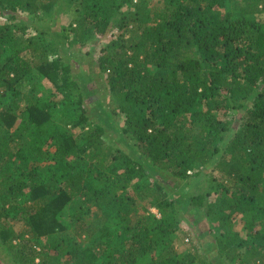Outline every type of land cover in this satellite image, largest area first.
<instances>
[{
	"label": "trees",
	"instance_id": "obj_1",
	"mask_svg": "<svg viewBox=\"0 0 264 264\" xmlns=\"http://www.w3.org/2000/svg\"><path fill=\"white\" fill-rule=\"evenodd\" d=\"M9 1L22 19L19 0H0V18ZM49 1L38 0L45 12ZM108 1L70 0L69 26L98 46L97 79L120 119L111 137L86 83L43 41L60 35L28 18L42 35L24 43L0 23L5 263L264 264V0H145L133 15L132 0ZM32 80L54 94L24 95ZM56 112L68 129L52 128ZM201 176L208 189L186 192ZM187 219L200 247L180 255L171 238Z\"/></svg>",
	"mask_w": 264,
	"mask_h": 264
},
{
	"label": "rangeland",
	"instance_id": "obj_2",
	"mask_svg": "<svg viewBox=\"0 0 264 264\" xmlns=\"http://www.w3.org/2000/svg\"><path fill=\"white\" fill-rule=\"evenodd\" d=\"M120 0H109L108 5L116 6ZM56 2L51 3L50 1L46 4V12L43 10V7H40L38 0H19L16 5V14L22 19L16 18L11 20L10 18V9L7 7L10 5L9 2H5L6 5V16L0 18L1 24H6L10 26L16 37L25 43L28 39H33L35 37L41 36V32H36L35 29L30 26L24 25L23 21L25 19L36 20L37 24L40 20L44 21V24L49 26L50 30L55 31L60 35V37L45 38L43 41L53 40L54 46L58 55L65 61L71 62L73 73L78 78L79 82H85V86L92 95L87 99V105L91 106L94 109L96 115H99L100 123L107 126V133L111 137V131L115 127H119L120 119L112 111L113 104L111 103V95L107 93L98 81V71L96 68V57H97V47L88 43H79L74 32L70 28V23L74 19V4L70 0H64L59 6H56ZM145 0H132L128 7L123 11H129L130 14H135L139 12V9L144 5ZM112 17L118 23L119 18L122 13L120 11H115L114 8L111 11ZM264 20V15L262 16ZM99 38V36H97ZM36 41V39H35ZM25 46V44H21ZM34 45V44H33ZM34 49V48H33ZM32 49V50H33ZM54 58L52 55L49 56V59ZM84 84V83H82ZM34 86L31 88V86ZM19 88L24 95L33 96L40 100H47L51 95L54 94V87L49 84L46 80H32L29 84L23 82L19 84ZM95 91V94H94ZM23 96V95H22ZM53 99V98H52ZM56 99H60L59 96H56ZM20 104H24V100L21 98ZM69 115L63 116L60 112H56L52 118V128L57 129L58 131L68 129L69 124H66V118ZM237 114L234 116L231 114L227 117L230 120V128L238 127V118ZM2 129V127H0ZM51 131V130H50ZM75 133L79 132V129L74 131ZM31 136L30 134L23 135V139L27 140ZM53 150V148H50ZM51 161L46 163L48 165ZM47 168L45 165L42 167V172L47 174ZM193 179V178H192ZM191 179V180H192ZM210 181L205 177L201 176L197 180L185 184V191L189 194H197L203 189H208ZM217 196L216 193H213L211 198ZM153 213H156L155 209H151ZM192 219V217H190ZM243 219L238 218L235 221L234 229L236 231H242ZM241 234H243L241 232ZM198 237H201L200 227L195 226L190 219H187L182 224V229L176 231L175 234H172V242L180 255H186L188 253L192 254V249L194 247H200L198 243ZM195 245V246H194ZM7 257L4 252L0 250V264L5 263Z\"/></svg>",
	"mask_w": 264,
	"mask_h": 264
}]
</instances>
